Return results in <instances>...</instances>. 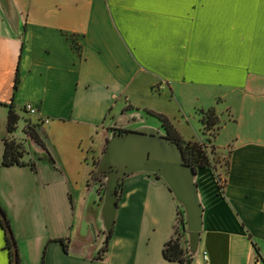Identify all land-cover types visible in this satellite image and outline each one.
<instances>
[{
	"label": "crops",
	"instance_id": "1",
	"mask_svg": "<svg viewBox=\"0 0 264 264\" xmlns=\"http://www.w3.org/2000/svg\"><path fill=\"white\" fill-rule=\"evenodd\" d=\"M182 86L209 93L194 106V134L189 118L149 102L167 89L177 98ZM27 103L41 118L28 114L23 131L37 125L48 153L24 132L27 163L3 166L9 106L21 117ZM198 108L221 119L211 147L228 153L229 168L222 187L212 169L197 170L203 217L192 264H264V0H0V207L22 263L180 264L163 255L177 200L147 172L120 183L98 259L107 240L93 178L115 124L166 133L153 110L184 140L203 141ZM137 113L149 117L133 123ZM0 264H9L1 224Z\"/></svg>",
	"mask_w": 264,
	"mask_h": 264
},
{
	"label": "water",
	"instance_id": "2",
	"mask_svg": "<svg viewBox=\"0 0 264 264\" xmlns=\"http://www.w3.org/2000/svg\"><path fill=\"white\" fill-rule=\"evenodd\" d=\"M148 115H132L133 123L141 124ZM107 146L97 165L96 177L105 179V192L100 210V220L104 230V241L115 223L123 179L136 172H147L162 178L174 193L179 209L184 216L185 248L194 257L201 239L203 206L199 199L197 172L188 164L180 144L157 127L140 125L121 132V127L113 126ZM97 185V184H96ZM101 195V190H99ZM6 233L12 244L14 263L18 264V246L7 216L0 209Z\"/></svg>",
	"mask_w": 264,
	"mask_h": 264
},
{
	"label": "trees",
	"instance_id": "3",
	"mask_svg": "<svg viewBox=\"0 0 264 264\" xmlns=\"http://www.w3.org/2000/svg\"><path fill=\"white\" fill-rule=\"evenodd\" d=\"M20 78L17 74L15 79V88L18 87ZM148 114L156 117L159 122L161 123V127L165 130L166 134L177 141L181 148L183 149L184 157L188 164L192 165L194 170L197 172L199 168H210L215 172L216 177L217 176V170L215 165L212 163V160L210 159V155L207 152L206 147L204 144L199 143L197 141H186L183 139V137L180 135V133L176 130L171 120L164 114L149 110L147 111ZM199 113L201 114V123L206 126L208 129H213L214 127H217L220 124V120L218 115L216 114V111L214 108H208V109H202L199 110ZM21 117L14 108V106L11 104L9 106V113H8V120H7V136L4 139L5 142V148H4V154L2 159L3 166H15V165H24L27 162L24 160V157L27 153L26 148L24 147L23 141H19L15 136L14 133L17 130L18 123L20 121ZM37 125H33L31 123H27L24 132L27 135L29 139L32 140L35 144H37L39 147H41L43 150H45L48 153V149L46 147L45 141L41 137L39 131L36 129ZM124 130H121L123 132ZM213 150L215 151L214 147ZM218 152V151H217ZM212 152H210L211 154ZM29 165L35 169V164L31 161L28 162ZM228 168H229V160L227 162V170H226V176L224 179L223 184L227 181V174H228ZM219 179V178H218ZM223 184L220 183L221 187ZM0 209L5 214V211L0 207ZM6 215V214H5ZM178 220L181 223L182 231L184 233V216L182 213V210L179 209L178 212ZM7 221L10 225L9 219L7 218ZM0 224L5 231V249H7L9 253V264L14 263L13 258V251H12V244L8 238V235L6 233L3 221L0 218ZM11 226V225H10ZM112 234L110 233L108 236L107 241L105 242L103 248L99 252L97 258L101 259L104 254L109 249V240L111 239ZM258 250V249H257ZM163 255L165 259L169 261H178L180 264H192L193 262V256L189 253V250L185 248L180 238H171L169 239L163 248ZM18 264H23L20 258V255L18 257Z\"/></svg>",
	"mask_w": 264,
	"mask_h": 264
},
{
	"label": "rangeland",
	"instance_id": "4",
	"mask_svg": "<svg viewBox=\"0 0 264 264\" xmlns=\"http://www.w3.org/2000/svg\"><path fill=\"white\" fill-rule=\"evenodd\" d=\"M176 90L179 93L177 98L176 97L172 98V96L168 94L170 91L167 89L164 91V94L162 96H158L156 98L151 97L149 99V102L163 109L166 108L170 114H173L174 112L177 115V117L179 116V119H183L182 116H186L187 119L189 118L190 119L189 122H187L186 119L184 120V127L188 133L194 134V129L197 128V126L199 125V121H198L199 117L196 113V110L194 109V106L199 104H207V102H210L209 93L204 89H193V87H187V86H182ZM180 104H182V106ZM202 109L204 108H198L197 112L199 113V110ZM27 115H28L27 113L25 114L23 113L22 115L23 117L21 116V119L18 123V127L16 132L14 133V136L17 137L19 141H23L24 147L26 145L27 149H29L30 146L28 141L24 138V131H23V125L26 122L25 118L27 117ZM199 115L201 118L202 116L200 113ZM219 120H220V124L217 127H214L213 129H208L206 128L205 125L202 124V131L208 134L209 136L206 140L197 141V142L204 144V146L206 147L207 152L210 155V159L212 160V163L216 167L217 170L216 172L219 178V182L223 184L227 170L228 153L217 152L214 151L213 148H211L212 136H215L218 128L221 125V119ZM190 141H195V140H190ZM210 152L212 153L210 154ZM97 163L98 161L95 162V165Z\"/></svg>",
	"mask_w": 264,
	"mask_h": 264
},
{
	"label": "built area",
	"instance_id": "5",
	"mask_svg": "<svg viewBox=\"0 0 264 264\" xmlns=\"http://www.w3.org/2000/svg\"><path fill=\"white\" fill-rule=\"evenodd\" d=\"M23 111L26 112L27 114L31 115V116L40 117L37 107H35L31 103L25 104L24 107H23ZM173 238H176V239L180 238V241H181L182 245L185 247L186 238H185V234L182 231V226H181V223L179 222V220L177 221V225H176V228H175V232L173 234ZM204 258H205V260H207V253L206 252H204Z\"/></svg>",
	"mask_w": 264,
	"mask_h": 264
},
{
	"label": "flooded vegetation",
	"instance_id": "6",
	"mask_svg": "<svg viewBox=\"0 0 264 264\" xmlns=\"http://www.w3.org/2000/svg\"><path fill=\"white\" fill-rule=\"evenodd\" d=\"M96 179H97L96 180V184L98 186V190H101L102 194H104L105 187H106V185H105V179L103 177H98V176L96 177ZM119 187H118V189H119Z\"/></svg>",
	"mask_w": 264,
	"mask_h": 264
}]
</instances>
